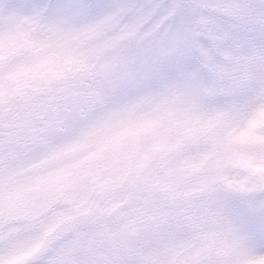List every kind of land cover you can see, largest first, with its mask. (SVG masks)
<instances>
[{
	"label": "clouds",
	"instance_id": "obj_1",
	"mask_svg": "<svg viewBox=\"0 0 264 264\" xmlns=\"http://www.w3.org/2000/svg\"><path fill=\"white\" fill-rule=\"evenodd\" d=\"M0 264H264V0H0Z\"/></svg>",
	"mask_w": 264,
	"mask_h": 264
}]
</instances>
